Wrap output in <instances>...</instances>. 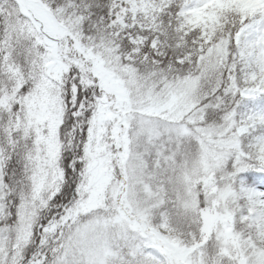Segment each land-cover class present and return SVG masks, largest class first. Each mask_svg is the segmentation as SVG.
Returning a JSON list of instances; mask_svg holds the SVG:
<instances>
[{
    "label": "snow or ice",
    "instance_id": "6c2138e0",
    "mask_svg": "<svg viewBox=\"0 0 264 264\" xmlns=\"http://www.w3.org/2000/svg\"><path fill=\"white\" fill-rule=\"evenodd\" d=\"M0 264H264V0H0Z\"/></svg>",
    "mask_w": 264,
    "mask_h": 264
}]
</instances>
